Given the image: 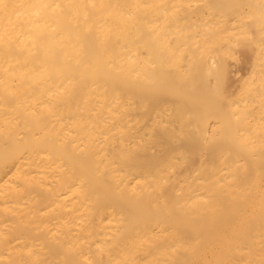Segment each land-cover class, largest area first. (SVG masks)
<instances>
[{
    "label": "bare ground",
    "instance_id": "obj_1",
    "mask_svg": "<svg viewBox=\"0 0 264 264\" xmlns=\"http://www.w3.org/2000/svg\"><path fill=\"white\" fill-rule=\"evenodd\" d=\"M0 264H264V0H0Z\"/></svg>",
    "mask_w": 264,
    "mask_h": 264
}]
</instances>
